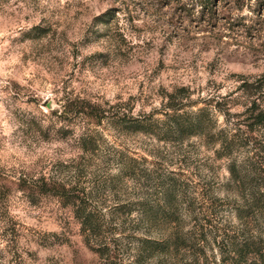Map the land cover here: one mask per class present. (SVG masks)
<instances>
[{
	"label": "rangeland",
	"instance_id": "374dc122",
	"mask_svg": "<svg viewBox=\"0 0 264 264\" xmlns=\"http://www.w3.org/2000/svg\"><path fill=\"white\" fill-rule=\"evenodd\" d=\"M169 92L200 131L163 133ZM74 98L104 116L63 115ZM253 98L264 108V0H0V264H103L92 243L108 264H232L264 236ZM20 174L73 185L94 235ZM147 238L167 248L149 256Z\"/></svg>",
	"mask_w": 264,
	"mask_h": 264
},
{
	"label": "trees",
	"instance_id": "16d2710c",
	"mask_svg": "<svg viewBox=\"0 0 264 264\" xmlns=\"http://www.w3.org/2000/svg\"><path fill=\"white\" fill-rule=\"evenodd\" d=\"M251 87L252 84H244ZM179 90H185L184 87H179ZM187 95H173L169 92L166 94V102L164 103L165 118L161 120L163 124V133L175 134L178 137H184L197 133L200 125L202 124L201 119V109L197 111H185L183 107L186 106L183 102V98ZM259 102L255 98L251 99L248 102L247 107L245 108L244 114L246 113L247 120L242 123L244 127L250 130L254 125L262 126L264 125V108L259 107ZM72 105L73 108L67 110V106ZM79 105H84L80 108ZM79 107V109H76ZM94 106L86 103L83 99L74 98L72 100H67L62 104V114L65 112L74 111L73 113L95 118L96 121H100L101 117L104 116L103 113L97 115L94 110ZM249 127V128H248ZM134 130H139L141 128H133ZM143 131V130H142ZM145 131V130H144ZM81 138V137H80ZM83 141V140H81ZM231 171V170H230ZM17 187L19 190L25 191L28 190L31 194H51L63 201L64 205H70L73 215L80 221L82 224V229L87 230L90 235H94L93 229V212L91 209H88V206L85 203V200L77 192L73 185L68 183H63L56 180H51L45 177H38L35 179L27 180L20 174L17 177ZM246 196L250 198L251 207L254 205L256 207V212L258 213L262 207L264 201V184L258 185L248 193ZM245 197V195H243ZM260 201V202H259ZM145 243V247L148 249L149 256H153L154 253H162L167 246L160 241L153 239L142 240ZM86 243L89 241L86 239ZM234 248L231 251L232 254L229 258L234 262L232 264H264V236L259 232L251 234L248 238H243L239 245L233 244ZM94 251L98 252L100 257L104 258L103 264L109 263V256L106 254L102 255L99 253V246L94 247L93 243L89 244ZM167 251V250H166ZM102 255V256H101ZM168 264H175L173 262H168Z\"/></svg>",
	"mask_w": 264,
	"mask_h": 264
}]
</instances>
